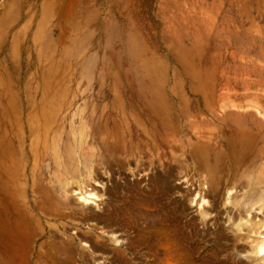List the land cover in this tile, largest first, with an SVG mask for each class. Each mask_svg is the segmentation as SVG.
<instances>
[{
	"label": "rangeland",
	"instance_id": "1",
	"mask_svg": "<svg viewBox=\"0 0 264 264\" xmlns=\"http://www.w3.org/2000/svg\"><path fill=\"white\" fill-rule=\"evenodd\" d=\"M242 4L0 0V120L10 124L2 156L14 153L19 136L33 138L31 120L49 115L65 122L83 116L79 108L125 107L120 115L144 117L151 133L138 154L117 165L100 163L88 182L99 193L118 184L120 200H152L145 211L165 219L156 231L169 240L144 233L129 216L104 225L79 212L65 223V233L74 236L72 264H247L248 239L232 243L245 229L231 227L238 210L230 201L251 188L264 198V10ZM169 151L176 156L174 188H152L155 175L169 168ZM215 154L216 171L206 169L202 162L213 165ZM109 203L113 210L115 202ZM253 206L247 213L263 217L259 202ZM110 231L120 244L109 240Z\"/></svg>",
	"mask_w": 264,
	"mask_h": 264
},
{
	"label": "bare ground",
	"instance_id": "2",
	"mask_svg": "<svg viewBox=\"0 0 264 264\" xmlns=\"http://www.w3.org/2000/svg\"><path fill=\"white\" fill-rule=\"evenodd\" d=\"M48 110L49 108H47ZM120 110L128 109L125 107H113V109L103 107L98 110L84 111L79 108L76 111H79L80 115L83 113V116L78 118L76 115H71L70 119L65 122L61 117L54 118L49 115L42 119H30L29 124L36 129L33 138L25 141L22 138L19 139V136L14 142V153L11 149L5 151L4 156L0 154V264H72L69 256L72 253L74 236L65 233V223L79 212L83 216L87 212L88 216L84 217L94 219L97 223L104 225L129 216L127 218L130 221L142 225L144 233L156 234L159 231L156 230L164 224V222L161 223L165 219L159 218L156 212L145 211L152 200L150 202L146 198H135L133 201L120 200L116 194L121 188L118 184L112 183L110 187L104 188V191L99 193L95 191V188L90 187L91 184L88 182L89 179L99 175L97 174V165L109 162L117 165L119 158L128 161L129 157L138 154L137 152L141 150H139L140 145L146 146L148 142L147 139L151 133L144 125L145 118L132 117V114L121 116ZM45 111L44 109L43 113ZM170 123L173 128L172 118ZM9 125L6 119L0 120V143H2V138L8 135ZM170 138L172 147L175 141L173 132ZM169 152V168L163 173L164 175H155L151 181L152 188H158L163 184L167 186L168 190L174 188L171 178L175 169L173 162L176 156L173 155V152ZM216 153L220 152L216 151ZM217 154H215L213 165L207 163L206 159L202 162V164L205 163L206 169L216 171L217 163L220 160ZM241 158L244 157H239V159ZM230 161L232 163V160ZM239 161L237 162L238 166H240ZM240 163L242 162L240 161ZM48 173L49 175H47ZM230 176L235 177L234 174ZM260 176L261 174L255 177L258 179ZM254 182L252 183L254 184ZM257 182L261 181L258 179ZM53 183L57 184L58 192ZM243 183L242 186H245L247 181ZM259 183L252 185L253 187L258 186ZM242 186L239 189H242ZM130 187L133 190L134 187ZM230 188L232 189L231 186ZM250 190L248 193L244 192L238 199L230 201L233 207L238 210V212L236 211L237 218L232 219L233 226L231 227L235 233L245 229L244 234L233 235L232 243L238 239H248V249L242 250L247 264H261L264 263V215L256 219L254 214L249 215L247 212L251 211L250 207L254 209L253 205L258 202L259 207H256L260 210L264 208V198L262 195L254 194L255 189L251 188ZM68 192H74L76 195L73 200L68 196ZM103 195H107V200H100L101 202L96 203V199H101ZM110 200L115 202L113 210L109 203ZM91 203H94L97 210L90 205ZM241 206L244 210L239 208ZM262 214L264 213L262 212ZM167 231L170 234V231ZM158 234L160 236L162 233L158 232ZM162 235L164 237L157 238V240H169L165 238V235L168 236L166 232ZM43 236L48 242L47 248L44 250H42L44 248V246L42 248V243L44 244L45 240L38 242ZM109 240L121 243V240L111 231ZM234 253L241 254L242 252L240 253L237 249L234 250Z\"/></svg>",
	"mask_w": 264,
	"mask_h": 264
},
{
	"label": "crops",
	"instance_id": "3",
	"mask_svg": "<svg viewBox=\"0 0 264 264\" xmlns=\"http://www.w3.org/2000/svg\"><path fill=\"white\" fill-rule=\"evenodd\" d=\"M242 7L243 8H248V9H251V10H257V9H263L264 10V5L263 4H261L260 2H259V0H247L246 1V4H245V1L244 0H242ZM261 5H262V7H261ZM253 20H254V18H253Z\"/></svg>",
	"mask_w": 264,
	"mask_h": 264
}]
</instances>
